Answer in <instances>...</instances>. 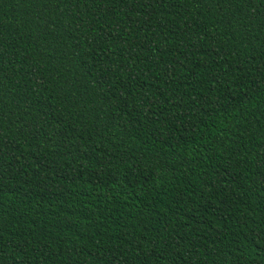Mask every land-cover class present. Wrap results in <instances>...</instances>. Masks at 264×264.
<instances>
[{
	"label": "trees",
	"instance_id": "trees-1",
	"mask_svg": "<svg viewBox=\"0 0 264 264\" xmlns=\"http://www.w3.org/2000/svg\"><path fill=\"white\" fill-rule=\"evenodd\" d=\"M0 264H264V0H0Z\"/></svg>",
	"mask_w": 264,
	"mask_h": 264
}]
</instances>
